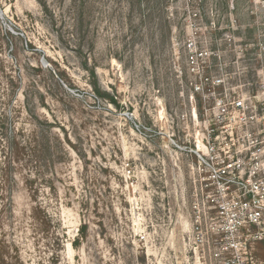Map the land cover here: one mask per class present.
Masks as SVG:
<instances>
[{"label":"rangeland","instance_id":"374dc122","mask_svg":"<svg viewBox=\"0 0 264 264\" xmlns=\"http://www.w3.org/2000/svg\"><path fill=\"white\" fill-rule=\"evenodd\" d=\"M219 98L264 105V0H0V264H225L189 153Z\"/></svg>","mask_w":264,"mask_h":264},{"label":"built area","instance_id":"2783aa9c","mask_svg":"<svg viewBox=\"0 0 264 264\" xmlns=\"http://www.w3.org/2000/svg\"><path fill=\"white\" fill-rule=\"evenodd\" d=\"M186 50L192 72H205L209 52L200 50L194 39L187 42ZM205 85L216 96L224 81L218 78L210 84H196V91L204 92ZM217 101L220 104L206 115L205 129L198 132L199 140L189 153L198 159L200 185L213 204V221L220 222L218 232L230 239L225 245L218 244L216 257L225 264H254L253 258L239 254L241 248L247 250V242L264 240V141H258L259 134L252 127L264 105H248L244 99L231 98V105L221 98ZM254 227L260 231L255 233ZM244 230L248 240L241 244L237 238ZM225 253L230 257L223 258Z\"/></svg>","mask_w":264,"mask_h":264}]
</instances>
